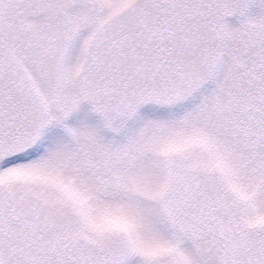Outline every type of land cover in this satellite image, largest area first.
I'll return each instance as SVG.
<instances>
[{
  "label": "snow or ice",
  "instance_id": "1",
  "mask_svg": "<svg viewBox=\"0 0 264 264\" xmlns=\"http://www.w3.org/2000/svg\"><path fill=\"white\" fill-rule=\"evenodd\" d=\"M0 264H264V0H0Z\"/></svg>",
  "mask_w": 264,
  "mask_h": 264
}]
</instances>
